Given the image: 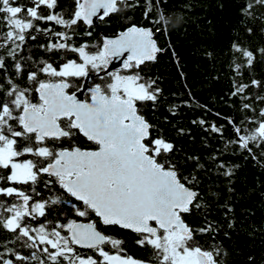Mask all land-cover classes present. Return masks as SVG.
Masks as SVG:
<instances>
[{"label": "snow or ice", "instance_id": "1", "mask_svg": "<svg viewBox=\"0 0 264 264\" xmlns=\"http://www.w3.org/2000/svg\"><path fill=\"white\" fill-rule=\"evenodd\" d=\"M162 2L70 0L67 9L56 11L58 0H0V50H4L0 54V170L7 173L0 175V229L15 234L17 240L26 238L22 247L39 249L51 264H220V249L202 247L196 239L198 234L216 233L218 225L205 219L203 226L193 227L186 221L204 207L197 173L208 169L198 156L178 160L175 144L144 114L149 103L155 112L163 97L159 77L145 72L149 62L155 63L168 50L154 38L160 21L168 23L158 12ZM256 3L264 6V0ZM141 6L151 26L130 23L115 36L102 34L92 45L73 41L81 24L92 28L96 20L105 22ZM252 7L247 4L244 12L250 15ZM37 22L49 26L41 28ZM53 23L64 30L56 31ZM160 30L167 34L166 29ZM33 32L49 36L40 45L46 54L43 58L25 54L26 42L36 40ZM85 35L90 37L92 32ZM233 48L246 60L235 65L237 75H242L243 68H252L256 56L238 45ZM259 52L264 55V48ZM252 88L264 91V80L237 82L231 95L243 102L249 99L246 90ZM252 99L264 104V95ZM176 109L171 105L170 114L175 116ZM242 111L256 113L257 109L242 103ZM228 122L235 133L228 143L253 160L257 159L254 147L261 149L264 159V107L258 118L245 116L239 124L229 118ZM192 123L223 133L222 127L207 125L204 119ZM177 132L186 134L183 128ZM211 159L231 183L238 165L216 155ZM38 183L46 188L58 184L78 202L72 204L76 215L88 217V222L69 220L51 229L46 224L32 226L30 219L45 217L48 201L35 200L23 186ZM230 212L232 208L226 206L225 215ZM101 226L134 233L136 245L150 248L152 255L146 261L123 255L124 242ZM108 245L116 251L106 250ZM7 251L12 258L0 254V264L38 259L35 252ZM39 264L46 261L40 259Z\"/></svg>", "mask_w": 264, "mask_h": 264}, {"label": "trees", "instance_id": "2", "mask_svg": "<svg viewBox=\"0 0 264 264\" xmlns=\"http://www.w3.org/2000/svg\"><path fill=\"white\" fill-rule=\"evenodd\" d=\"M20 3H26V0H20ZM69 3L70 0H58L59 7L56 11L67 9ZM140 3L143 5V0ZM249 3L253 4L249 10L250 15L244 12ZM143 12V6L135 7L113 15L105 22L99 21L92 28L81 24L75 28L73 41L92 45L102 34L116 33L130 23L151 26L144 19ZM158 12L165 15L168 23L160 21L154 38L159 46L168 50L158 55L155 63L149 62L145 72L151 77H159L163 97L155 112L151 110L149 103L144 114L175 144L178 160L183 162L185 157L198 156L200 163L208 169L206 172L197 173L200 179L198 190L204 207L188 215L186 221L193 227L203 226L205 219L218 225L219 230L216 233L198 234L196 239L202 247L220 249L217 257L220 264H264V159L260 158L262 150L253 146L257 156L253 160L247 152L228 143L235 139L229 118L239 124L245 116L258 118L259 109L264 107L259 100L252 99L257 94L264 95V91L255 88L246 90L245 94L249 99L243 102L239 96L231 95L237 82L247 84L252 78L264 80V55L259 52V49L264 48V6L257 4L256 0H163ZM152 16L158 19L156 12ZM37 23L41 28L49 26L43 22ZM51 26L56 31L64 30L54 23ZM161 28L166 29L167 34H162ZM249 28L252 29L251 32L248 31ZM88 31L92 32L90 37L85 35ZM32 35L36 36V40L26 42L25 54L33 53L36 58H43L46 54L40 45L47 43L49 36L37 32ZM233 45L250 50L256 56L252 68H243L242 75H237L235 65L245 64L246 60ZM0 54H4V50H0ZM56 59L59 61V57ZM185 101H190L187 106ZM242 103H251L257 109L256 113L242 111ZM173 104L177 105L175 116L169 112ZM203 106H207V110ZM198 119H204L207 125L215 123L222 127V135L207 131L205 126L198 123H192ZM178 128L185 129L186 134L180 135ZM213 155L229 165H238L231 177V183L219 174L211 159ZM187 163L191 170V162ZM6 174L0 170V175ZM185 174L188 172L185 171ZM23 187L35 200L48 201L45 217L30 219L32 226L46 224L51 229L57 223L65 224L69 220L88 221V217L76 215L72 204L78 202L58 184L47 188L43 183ZM32 188H35L34 193L31 192ZM54 200L56 203H52ZM226 206L232 208L228 215H225ZM92 218L95 219L94 216ZM229 224L232 226L229 227ZM101 229L124 242L122 254L145 261L152 255L150 248L136 245L137 237L134 233L104 226ZM24 239L17 240L15 234L0 229V254L5 258H12L7 249H15L22 255L35 252L38 259L25 264H39L40 259L51 264L39 249L22 247ZM77 250L85 251L79 248ZM106 250L116 251L110 245L106 246Z\"/></svg>", "mask_w": 264, "mask_h": 264}, {"label": "water", "instance_id": "3", "mask_svg": "<svg viewBox=\"0 0 264 264\" xmlns=\"http://www.w3.org/2000/svg\"><path fill=\"white\" fill-rule=\"evenodd\" d=\"M95 19V18H94ZM98 22V20H96L95 21V24ZM119 32H117V33H111V34H107L108 36H110V37H112V36H115V35H117ZM114 65H115V67H119L120 66V62L119 61H115L114 62ZM77 222H82V223H86V222H88L87 220H77Z\"/></svg>", "mask_w": 264, "mask_h": 264}, {"label": "flooded vegetation", "instance_id": "4", "mask_svg": "<svg viewBox=\"0 0 264 264\" xmlns=\"http://www.w3.org/2000/svg\"><path fill=\"white\" fill-rule=\"evenodd\" d=\"M98 22H99V20H98ZM98 22H97V23H98ZM97 23H96V25H97ZM121 30H123V29H120V31H121ZM118 32H119V31H118ZM116 33H117V32H116ZM109 34H111V33H109ZM106 35H107V34H106ZM97 82H99V81H97ZM24 158H25V157H24ZM26 158H27V157H26ZM29 158H31V157H29ZM123 255H124V254H123Z\"/></svg>", "mask_w": 264, "mask_h": 264}, {"label": "rangeland", "instance_id": "5", "mask_svg": "<svg viewBox=\"0 0 264 264\" xmlns=\"http://www.w3.org/2000/svg\"><path fill=\"white\" fill-rule=\"evenodd\" d=\"M27 158H29V157H27ZM21 159H25V158H21ZM112 252H115V251H112Z\"/></svg>", "mask_w": 264, "mask_h": 264}]
</instances>
